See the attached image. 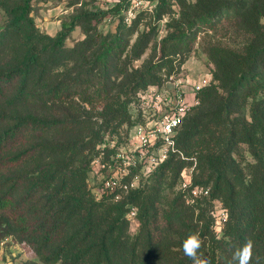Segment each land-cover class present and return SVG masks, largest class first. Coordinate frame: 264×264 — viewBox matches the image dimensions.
Returning <instances> with one entry per match:
<instances>
[{
  "label": "trees",
  "instance_id": "trees-1",
  "mask_svg": "<svg viewBox=\"0 0 264 264\" xmlns=\"http://www.w3.org/2000/svg\"><path fill=\"white\" fill-rule=\"evenodd\" d=\"M32 10L31 0H0V240L27 246L37 261L26 264H193L182 243L198 233L209 264H236L233 253L248 239L251 264H264V0L180 3L138 65L165 10L153 22L141 10L106 34L92 21L119 13L120 2L83 10L52 36L37 29ZM78 25L86 35L74 51L79 63L59 67ZM198 33L211 77L188 113L204 108L176 129L183 157L170 153L118 200L96 199L94 162L129 140L141 119L137 94L178 72ZM193 163L192 186L207 195L179 187Z\"/></svg>",
  "mask_w": 264,
  "mask_h": 264
},
{
  "label": "built area",
  "instance_id": "built-area-1",
  "mask_svg": "<svg viewBox=\"0 0 264 264\" xmlns=\"http://www.w3.org/2000/svg\"><path fill=\"white\" fill-rule=\"evenodd\" d=\"M132 1L138 5L148 3L144 2L148 0ZM210 77L208 71L200 80L190 82L186 76L170 75L159 86H150L137 94V103L132 107L140 113L141 119L132 128L129 143L119 147L109 159L94 162L93 169L100 180L99 188L92 189L96 199L103 194H110L114 200H118L123 192L136 187L139 179H146L170 153L178 152L182 156L176 149V129L184 116L199 104L197 92ZM194 166L193 163L186 170L179 187L188 190L192 196L207 195V187L192 186ZM132 169H137V174H131ZM135 214V209L131 207L128 219L132 226L137 225Z\"/></svg>",
  "mask_w": 264,
  "mask_h": 264
},
{
  "label": "rangeland",
  "instance_id": "rangeland-1",
  "mask_svg": "<svg viewBox=\"0 0 264 264\" xmlns=\"http://www.w3.org/2000/svg\"><path fill=\"white\" fill-rule=\"evenodd\" d=\"M190 0H148L146 5L135 4L132 0H31L32 17L37 29L45 34L54 35L61 27L63 21H67L70 16H73L77 12L88 11H109L115 4L120 2L121 10L119 13L108 12L102 18L96 22L92 21V25L96 26V32L106 34L108 32H114L117 30L118 25H129L130 20L141 10H146L144 16L146 20L153 22L156 18V12L158 10H165L166 13L161 15L157 21V25L154 30V36L150 47L145 51V54L134 65L140 64L144 60H148L155 52L157 41L166 33V21L171 17H176L180 13V3L188 2ZM226 14V13H225ZM6 23V17L3 12L0 11V28ZM145 22H143L144 24ZM149 26V25H148ZM151 26V25H150ZM143 26L140 25V29ZM201 34L198 33L191 40V54L185 60L183 67L178 72L173 74L174 77L178 75H184L190 80L194 78H203L206 72L209 71L208 61L203 52L202 45L199 44ZM135 35L132 37L134 39ZM86 35L82 31L80 25L76 26L72 31L69 38L64 42L63 48L57 55L56 62L59 67H65L72 69L79 63L74 51L78 47H82L80 42L85 40ZM204 107L192 110L190 114L201 111ZM132 132L129 133V139H131ZM113 142V141H112ZM112 142L109 143L111 147ZM115 143V142H113ZM129 142L122 140L121 144L117 146H127ZM137 169H132L131 174H137ZM144 179V178H143ZM139 179V182L143 181ZM145 180V179H144ZM88 185L92 189H98L100 180L97 176H91L88 178ZM208 188V187H207ZM92 192V191H91ZM95 196V194L93 193ZM6 204L5 206H7ZM215 215L219 219L222 216V211L217 207ZM135 229L134 226L131 227ZM37 261L36 256L31 250L20 243L14 236H6L0 240V264H26L27 262ZM40 264V263H39Z\"/></svg>",
  "mask_w": 264,
  "mask_h": 264
},
{
  "label": "clouds",
  "instance_id": "clouds-1",
  "mask_svg": "<svg viewBox=\"0 0 264 264\" xmlns=\"http://www.w3.org/2000/svg\"><path fill=\"white\" fill-rule=\"evenodd\" d=\"M203 241L198 233H189L183 240V253L193 261V264H209L208 257L200 252ZM253 242L248 239L233 253L232 260L236 264H251Z\"/></svg>",
  "mask_w": 264,
  "mask_h": 264
},
{
  "label": "crops",
  "instance_id": "crops-1",
  "mask_svg": "<svg viewBox=\"0 0 264 264\" xmlns=\"http://www.w3.org/2000/svg\"><path fill=\"white\" fill-rule=\"evenodd\" d=\"M195 80H200V78H194L193 80H191L190 82H194Z\"/></svg>",
  "mask_w": 264,
  "mask_h": 264
}]
</instances>
